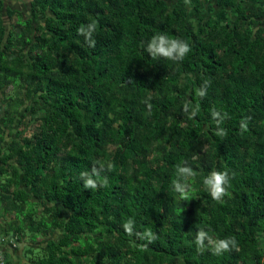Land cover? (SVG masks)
Returning a JSON list of instances; mask_svg holds the SVG:
<instances>
[{
	"label": "trees",
	"instance_id": "trees-1",
	"mask_svg": "<svg viewBox=\"0 0 264 264\" xmlns=\"http://www.w3.org/2000/svg\"><path fill=\"white\" fill-rule=\"evenodd\" d=\"M246 1L0 0V238L33 240L37 264H264V0ZM156 34L191 51L153 59ZM200 229L237 247L198 253Z\"/></svg>",
	"mask_w": 264,
	"mask_h": 264
},
{
	"label": "clouds",
	"instance_id": "clouds-1",
	"mask_svg": "<svg viewBox=\"0 0 264 264\" xmlns=\"http://www.w3.org/2000/svg\"><path fill=\"white\" fill-rule=\"evenodd\" d=\"M187 2V0H186ZM97 23L93 21L92 23L88 24L86 27L82 26L77 31L78 34L85 36V39L89 43L90 46H95V40L93 39V33L96 30ZM146 51L153 59L164 58L171 61H183L185 57L191 51L189 44L181 39L178 38H171L164 34H156L153 35L150 41L147 44ZM207 84V82H206ZM206 94L205 88H201L198 92V95L203 97ZM149 108L151 105H148ZM187 104L184 106V111L187 112ZM197 110H193L191 113L192 116L196 115ZM212 115L214 118L221 117L218 111L213 110ZM227 114L225 113V116ZM224 117H221L219 120L217 119V124L222 122ZM241 130H247V123L242 120L241 121ZM226 131L220 129L216 132V135L220 137L226 136ZM112 165L109 164L108 168L111 170ZM178 176L182 178L183 182L178 179L173 181L174 190L179 193L180 199L183 201H187L190 199L195 198L194 192L190 189L187 180L191 177H194L196 173L191 167H178L177 169ZM94 175H99L97 170L93 169ZM82 179L84 180V188L85 189H96L97 187H106L108 186L107 178H104L102 181H97L93 179L91 175L88 173L81 174ZM229 173L227 171H212L207 177L204 178L203 184L206 190L209 192L211 198L218 203H224V197L230 196L228 191L229 186ZM133 226L134 221L129 220L127 221L123 227L125 231L129 234H133ZM141 238L147 239L149 243L153 242L157 237L150 229H146L145 232L142 234ZM207 241V246L205 244ZM196 250L198 253L203 254L206 250V247L210 248L211 252L214 255H222L225 252L231 251L233 248L237 247V241L234 237H227V238H219L213 239L206 231L203 229L198 230L196 239H195Z\"/></svg>",
	"mask_w": 264,
	"mask_h": 264
},
{
	"label": "crops",
	"instance_id": "crops-1",
	"mask_svg": "<svg viewBox=\"0 0 264 264\" xmlns=\"http://www.w3.org/2000/svg\"><path fill=\"white\" fill-rule=\"evenodd\" d=\"M254 3L255 0H247L245 6L250 7ZM0 251L3 253L6 264H37L38 244L31 239L9 242L0 238Z\"/></svg>",
	"mask_w": 264,
	"mask_h": 264
},
{
	"label": "rangeland",
	"instance_id": "rangeland-1",
	"mask_svg": "<svg viewBox=\"0 0 264 264\" xmlns=\"http://www.w3.org/2000/svg\"><path fill=\"white\" fill-rule=\"evenodd\" d=\"M7 1L13 7L20 8L24 11L25 14L27 13L26 11L28 8L29 0H7Z\"/></svg>",
	"mask_w": 264,
	"mask_h": 264
},
{
	"label": "built area",
	"instance_id": "built-area-1",
	"mask_svg": "<svg viewBox=\"0 0 264 264\" xmlns=\"http://www.w3.org/2000/svg\"><path fill=\"white\" fill-rule=\"evenodd\" d=\"M0 264H6L2 251H0Z\"/></svg>",
	"mask_w": 264,
	"mask_h": 264
}]
</instances>
